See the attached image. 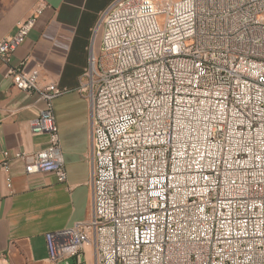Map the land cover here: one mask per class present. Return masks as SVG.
<instances>
[{
  "label": "built area",
  "instance_id": "2783aa9c",
  "mask_svg": "<svg viewBox=\"0 0 264 264\" xmlns=\"http://www.w3.org/2000/svg\"><path fill=\"white\" fill-rule=\"evenodd\" d=\"M42 7L0 40L13 87L43 108L27 175L66 182L52 100L15 50ZM99 40L95 50L94 41ZM92 211L44 234L48 264H264V0H113L92 29Z\"/></svg>",
  "mask_w": 264,
  "mask_h": 264
},
{
  "label": "crops",
  "instance_id": "0c3cea01",
  "mask_svg": "<svg viewBox=\"0 0 264 264\" xmlns=\"http://www.w3.org/2000/svg\"><path fill=\"white\" fill-rule=\"evenodd\" d=\"M112 1L0 0V40L43 6L12 63L26 60L25 71L37 70L39 85L52 82L67 90L52 100L66 182H58L51 172L27 175L18 159L9 160L6 174L3 152L33 153L45 147L47 136L30 130L43 101L13 87L0 60V264H48L44 234L70 228L91 214V106L79 86L92 29ZM94 48H99L98 39Z\"/></svg>",
  "mask_w": 264,
  "mask_h": 264
}]
</instances>
